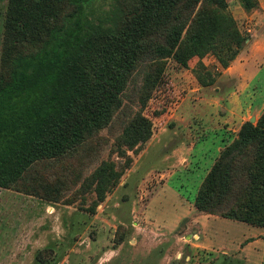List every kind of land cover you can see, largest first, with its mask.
<instances>
[{"label": "rangeland", "instance_id": "rangeland-1", "mask_svg": "<svg viewBox=\"0 0 264 264\" xmlns=\"http://www.w3.org/2000/svg\"><path fill=\"white\" fill-rule=\"evenodd\" d=\"M9 1L0 0V72ZM119 6L89 0L85 10L111 23ZM227 9L246 37L227 67L212 54L186 67L172 57L147 60L109 125L0 189V264H264V228L193 205L219 151L264 107V0L252 10L228 0ZM135 117L150 136L124 144ZM104 162L121 175L95 204L90 175Z\"/></svg>", "mask_w": 264, "mask_h": 264}, {"label": "trees", "instance_id": "trees-1", "mask_svg": "<svg viewBox=\"0 0 264 264\" xmlns=\"http://www.w3.org/2000/svg\"><path fill=\"white\" fill-rule=\"evenodd\" d=\"M88 1H9L0 72V189L23 184L33 166L64 157L109 125L147 60L172 57L186 67L190 59L212 54L227 67L246 39L228 0H117L111 23L92 20ZM237 1L246 10L258 6V0ZM199 81L210 85L213 78ZM147 126L135 117L122 142L147 139ZM120 175L106 162L90 175L95 204ZM193 205L264 228V107L219 151Z\"/></svg>", "mask_w": 264, "mask_h": 264}, {"label": "water", "instance_id": "water-1", "mask_svg": "<svg viewBox=\"0 0 264 264\" xmlns=\"http://www.w3.org/2000/svg\"><path fill=\"white\" fill-rule=\"evenodd\" d=\"M250 121L253 122V121H254V117H251V118H250Z\"/></svg>", "mask_w": 264, "mask_h": 264}]
</instances>
